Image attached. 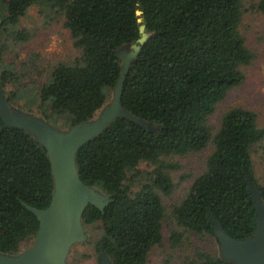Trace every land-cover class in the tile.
<instances>
[{"label": "trees", "instance_id": "trees-1", "mask_svg": "<svg viewBox=\"0 0 264 264\" xmlns=\"http://www.w3.org/2000/svg\"><path fill=\"white\" fill-rule=\"evenodd\" d=\"M41 2L65 16L80 54L58 62L43 82L31 80L35 95L27 102L32 107L20 102L28 85L22 77L28 73L6 57L13 44L31 37L18 24ZM258 8L264 13V0ZM242 15L243 0H0L5 96L62 126L91 119L112 99L122 73L118 52L137 42L141 24L146 26L148 38L131 63L121 101L152 129L119 117L77 154L81 179L113 198L103 209L89 205L83 214L84 225L98 230L90 242L99 264L102 248L114 264L147 262L163 241L168 218L161 193L170 194L174 187L167 158L200 152L211 141L214 151L206 170L172 208L170 215L182 230H173L171 240L178 245L187 231L214 236L212 216L236 239L254 235L257 209L249 179L264 200L252 155L264 128L257 113L243 107L225 112L215 134L208 122L217 104L245 80L242 67L254 59L240 29ZM15 85L21 88L14 90ZM143 164L151 168L150 176L135 190ZM53 190L46 148L28 131L4 126L0 115V252L19 253L35 238L40 222L25 203L46 208ZM182 264L232 263L197 249Z\"/></svg>", "mask_w": 264, "mask_h": 264}, {"label": "rangeland", "instance_id": "rangeland-1", "mask_svg": "<svg viewBox=\"0 0 264 264\" xmlns=\"http://www.w3.org/2000/svg\"><path fill=\"white\" fill-rule=\"evenodd\" d=\"M259 2L260 0H243L240 29L246 38V44L254 53V59L242 67L245 80L228 92L209 117L208 122L213 128V134L219 129L223 114L234 107H243L255 111L258 116V125L264 128V13L258 8ZM23 28L29 31L31 37L26 42L13 44L14 47L10 55H7L6 60L7 63L14 62V66L20 69L24 68V71L28 73L26 78L22 77L28 85L20 102L31 105L27 101L35 95L36 88L31 80L36 79L43 82L58 62L72 61L80 54V50L74 46L71 32L65 26V16L52 9L46 2L38 3L28 9L18 24V29ZM126 51L129 52L130 48ZM30 58H34L35 62H29ZM23 62H29V65L23 67ZM20 88L19 85L14 86V90ZM11 104L22 110L32 112L16 104ZM32 113L40 115L36 108ZM54 125L62 129L70 128L58 124ZM213 151L214 144L211 141L200 152L173 155L167 158L172 165L169 171L174 187L170 194H161L168 218L163 226V241L160 245L153 247L145 264H182L186 260L192 259L197 249L221 256L219 241L215 236L187 231L178 245H174L171 240L173 230H182L170 215L172 208L174 204L180 203L186 197L194 180L206 170L207 158ZM252 155L256 175L260 183L264 184V138L253 146ZM142 167L143 174L137 177V183L133 185L135 190L150 176L147 171L151 168L147 167L146 164H143ZM85 228L88 238L72 246L67 264H99L95 245L90 242L93 235L95 237L98 235V230L94 226H85ZM34 239L29 244L24 243L22 249L32 246Z\"/></svg>", "mask_w": 264, "mask_h": 264}, {"label": "water", "instance_id": "water-1", "mask_svg": "<svg viewBox=\"0 0 264 264\" xmlns=\"http://www.w3.org/2000/svg\"><path fill=\"white\" fill-rule=\"evenodd\" d=\"M141 13L138 10V14ZM140 30L139 40L124 46L118 52L123 59L122 73L113 89L112 99L94 117L68 129L57 127L41 115L12 105L0 82V115L4 126L28 131L46 148L54 177L52 199L46 208L25 203L40 222L33 245L16 254L0 252V264H67L72 246L88 238L83 222L85 209L89 205L103 209L113 200L110 194L86 184L81 179L77 154L83 145L101 136L116 118L132 119L152 129L150 123L134 115L121 101L124 81L131 63L148 38L145 24H141ZM129 48L130 51L127 52ZM249 188L254 195L257 209L254 235L246 239H236L219 220L214 216L211 218L214 223V236L219 241L220 257L232 264H264V200L251 179ZM101 264H114L103 248Z\"/></svg>", "mask_w": 264, "mask_h": 264}]
</instances>
